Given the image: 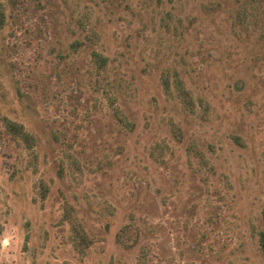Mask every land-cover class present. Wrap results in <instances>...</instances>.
<instances>
[{
    "label": "rangeland",
    "instance_id": "1",
    "mask_svg": "<svg viewBox=\"0 0 264 264\" xmlns=\"http://www.w3.org/2000/svg\"><path fill=\"white\" fill-rule=\"evenodd\" d=\"M0 1V264H264V0Z\"/></svg>",
    "mask_w": 264,
    "mask_h": 264
},
{
    "label": "trees",
    "instance_id": "2",
    "mask_svg": "<svg viewBox=\"0 0 264 264\" xmlns=\"http://www.w3.org/2000/svg\"><path fill=\"white\" fill-rule=\"evenodd\" d=\"M5 16H6L5 10H4L2 2L0 1V26H4V24H5ZM77 43H79V42H76V44ZM95 57H96V60H99V62H104L105 60H107V58L105 56L101 55L100 53H98L96 51L94 52V58ZM165 85H168L167 80H165ZM179 94H180L181 98L183 99V102L186 105L189 102H191V105H193V106L195 105V102H194V100L191 97V93L186 88L182 87V91ZM5 125H6L8 131L11 134H13L15 136H18V137H21L29 145L32 144L33 136L24 129V126L21 123H18V122L14 121V120H11L9 118H5ZM179 131H180V129H179ZM195 152H197V150ZM196 155L197 154H195V157H197ZM71 221L73 223H75V220L71 219ZM259 239H260L261 247H262L263 252H264V231H260ZM120 240H122V239H119V241Z\"/></svg>",
    "mask_w": 264,
    "mask_h": 264
}]
</instances>
